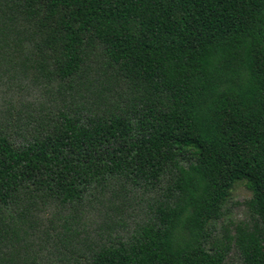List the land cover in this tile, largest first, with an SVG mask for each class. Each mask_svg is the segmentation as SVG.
I'll return each mask as SVG.
<instances>
[{
    "label": "trees",
    "instance_id": "16d2710c",
    "mask_svg": "<svg viewBox=\"0 0 264 264\" xmlns=\"http://www.w3.org/2000/svg\"><path fill=\"white\" fill-rule=\"evenodd\" d=\"M241 179L251 219L211 242ZM232 248L264 264V0H0V264Z\"/></svg>",
    "mask_w": 264,
    "mask_h": 264
},
{
    "label": "rangeland",
    "instance_id": "374dc122",
    "mask_svg": "<svg viewBox=\"0 0 264 264\" xmlns=\"http://www.w3.org/2000/svg\"><path fill=\"white\" fill-rule=\"evenodd\" d=\"M251 195V191L244 179L237 180L233 183L227 198L222 204L220 218L212 221L207 228L209 240L211 242L220 243L222 240H224L226 234L233 232V227L235 224L251 219L250 211L246 206V201L251 197ZM129 199L132 198L130 197ZM126 203L128 206L130 205V207H126L125 211L122 213H115V215L117 217L120 216L127 224L125 229H129L133 227L135 220L140 219V208H144L145 203H140L135 200H131V202L127 201ZM104 217L105 216L103 213L100 216H97L96 213H92L85 219L86 230L91 233V235H93L94 230L97 228L98 222L104 219ZM45 258L47 259L46 250ZM226 264H242L240 257L234 248L231 249L226 260Z\"/></svg>",
    "mask_w": 264,
    "mask_h": 264
}]
</instances>
